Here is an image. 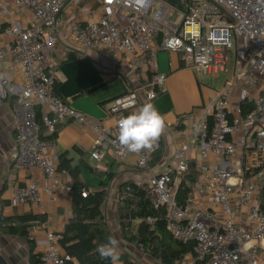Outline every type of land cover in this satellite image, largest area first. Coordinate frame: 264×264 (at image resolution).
Here are the masks:
<instances>
[{"label": "built area", "instance_id": "obj_1", "mask_svg": "<svg viewBox=\"0 0 264 264\" xmlns=\"http://www.w3.org/2000/svg\"><path fill=\"white\" fill-rule=\"evenodd\" d=\"M99 1V19L81 24L62 19L66 0H0L6 23L0 41V99L17 119L13 166L27 174L25 186L8 187L13 205L37 209L44 199L54 203L59 193H70L72 185L57 178L55 141L44 140L62 124L93 127L96 137L89 153L99 171L106 170L102 161L111 156L122 163L135 157L138 169L151 172L161 149L157 141L152 151L127 152L118 142V122L153 103L166 87L167 74L157 72L144 84L125 79L124 92L108 108L115 120L110 126L56 94L60 43L76 59L95 54L115 69L156 70L161 50L182 53L197 73L228 74L232 65L233 75L218 93L210 121L199 124L195 140L151 172L146 184L136 185L145 187L155 208H167V230L191 246L197 264H264V0ZM12 4L32 18L16 20ZM235 89H240L237 101ZM191 164L201 182L182 204L177 193ZM35 215L39 218L31 222L29 236L38 264H68L62 233Z\"/></svg>", "mask_w": 264, "mask_h": 264}, {"label": "crops", "instance_id": "obj_2", "mask_svg": "<svg viewBox=\"0 0 264 264\" xmlns=\"http://www.w3.org/2000/svg\"><path fill=\"white\" fill-rule=\"evenodd\" d=\"M10 10L16 20L26 22L32 18L31 12L16 7L14 4L10 6ZM100 12L99 0H66L61 17L65 22L75 20L81 24H86L90 21H97ZM4 25H6L5 19L3 20L0 16V41L3 40ZM159 43L160 39L157 40L156 44ZM75 54V52L69 54V48L65 43L59 44L57 52L59 83L55 88L56 94L92 120L103 121L110 126L115 125V120L109 116L108 108L111 101L124 92L123 81H126L125 79L133 84H144L148 82L149 77L157 72L167 74L166 87L153 101L160 114L166 117V127L160 136L162 139L161 152L151 164L152 173L157 172L170 162L174 153L183 144L192 143L195 140L196 130L202 121L210 117L218 93L227 88L226 81L229 79H224V77L230 75L231 78L234 72L232 68L229 72L233 71L231 74L197 73V85L196 83L193 85L194 91L189 95L179 85L181 74L189 68L182 53L161 50L157 55L156 70L151 67L132 70L129 66L115 69L111 65L99 61L95 54L82 59H76ZM119 75L120 77H118ZM20 77L21 73L19 72L15 79L19 80ZM116 84L119 86L117 87ZM239 95L240 89H235L232 95L233 100L237 101ZM16 125L17 119L12 107L0 99V216L15 217L40 213L42 219H49L54 231L63 233L72 216V196L70 193H59L57 201L54 203H49L47 199H44L42 205L37 209L30 206L13 205L12 196L8 191L9 185L25 186L27 180V174L13 166L16 153ZM95 137L96 134L91 125H79L74 122L62 124L58 127L54 139L55 150L59 154L66 153L72 166L79 167L78 159L80 158V161L84 162L83 158L89 153ZM90 160L95 163L91 157ZM86 164L93 172L107 175L108 182L101 183L99 190L105 189L107 191L103 212L113 238L118 241L117 251L119 254H127L136 264H144V251L123 239L119 210L122 201V186L129 182L146 184L151 172L138 169L135 165V157L126 163H122L108 156L102 161L103 167L106 168L105 171L92 168L91 163ZM36 174L42 178L40 171H37ZM57 178L59 182L73 184L72 178L65 171L58 170ZM80 180L82 181L81 172ZM42 183L45 184V181ZM4 185L5 188L2 189ZM203 203L207 205L206 201ZM2 236L3 238H18ZM23 241L26 243L25 240ZM0 252L10 264H14L12 262L15 261L13 251L12 253L10 251L9 253L4 252L0 247ZM182 261L186 264H197L191 250ZM19 263L18 260L15 261V264ZM118 264L123 263L118 262Z\"/></svg>", "mask_w": 264, "mask_h": 264}, {"label": "trees", "instance_id": "obj_3", "mask_svg": "<svg viewBox=\"0 0 264 264\" xmlns=\"http://www.w3.org/2000/svg\"><path fill=\"white\" fill-rule=\"evenodd\" d=\"M176 3L175 0H168ZM210 121V118H209ZM43 130V129H42ZM45 131V129H44ZM57 132L44 136V140H54ZM158 141L162 143L159 137ZM161 147V146H160ZM160 151L155 155L153 162ZM58 170L65 171L73 180L70 194L72 196V216L67 223L61 241L65 253L71 258L68 264H113L110 259H102L96 249L109 238H113L103 206L107 191H91L80 180V169L72 166L66 153L59 154ZM200 184L197 166L191 164L190 173L183 180L177 193V199L184 203L193 190ZM87 196L83 197V192ZM123 239L144 252L150 253L163 264H179L191 246L173 238L167 230V208H155L148 198L145 187H138L129 182L122 186V201L119 210ZM38 215L25 214L15 217H0V232L5 236L18 237L26 241L29 247L30 264H38L39 257L35 252V243L30 239L31 222ZM75 263H74V262ZM123 264H136L126 254Z\"/></svg>", "mask_w": 264, "mask_h": 264}, {"label": "clouds", "instance_id": "obj_4", "mask_svg": "<svg viewBox=\"0 0 264 264\" xmlns=\"http://www.w3.org/2000/svg\"><path fill=\"white\" fill-rule=\"evenodd\" d=\"M166 127V117L149 102L136 111L122 117L118 122V142L130 153L152 151ZM118 241L109 238L106 243L97 247L96 252L102 259H110L113 264L120 260Z\"/></svg>", "mask_w": 264, "mask_h": 264}, {"label": "rangeland", "instance_id": "obj_5", "mask_svg": "<svg viewBox=\"0 0 264 264\" xmlns=\"http://www.w3.org/2000/svg\"><path fill=\"white\" fill-rule=\"evenodd\" d=\"M187 69L188 70H186L184 73L181 74L180 76L181 80L179 85L180 88L185 90L184 91L185 93L190 95L194 91L193 85H195V83L197 85V72H195L192 68H187ZM231 69L232 66L230 65V70ZM200 78L202 79V77ZM224 79H230V75L224 77ZM116 86L118 87L119 84H116ZM83 161L84 162L80 161V158L78 159V165L80 168L82 181L88 186L89 189L99 190L101 188V183L108 182L107 175L106 174L101 175L98 172L95 173L89 168V166L86 163H91L90 166L94 169L96 168L95 163H93L90 160V153L85 155ZM0 247L4 252L7 251L9 253L10 251L12 253L13 251L14 253L13 255L15 256L14 257L15 261L18 260V262H20L19 264H30L29 247L27 243H25L23 240H20L18 238H6V237L3 238L2 233L0 232ZM124 255L126 254L125 253L119 254L121 258L119 260V263H123ZM15 261L13 260L12 262L15 264ZM144 264H163V263L160 260L154 258L150 253L144 252ZM179 264H186V263L182 261Z\"/></svg>", "mask_w": 264, "mask_h": 264}, {"label": "water", "instance_id": "obj_6", "mask_svg": "<svg viewBox=\"0 0 264 264\" xmlns=\"http://www.w3.org/2000/svg\"><path fill=\"white\" fill-rule=\"evenodd\" d=\"M4 188H5V185L2 187V189H4ZM0 264H10L1 252H0Z\"/></svg>", "mask_w": 264, "mask_h": 264}]
</instances>
